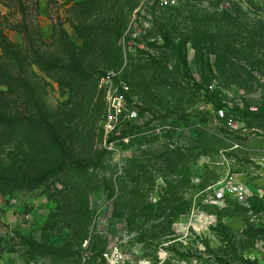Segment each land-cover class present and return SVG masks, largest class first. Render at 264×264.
Here are the masks:
<instances>
[{
	"label": "rangeland",
	"instance_id": "374dc122",
	"mask_svg": "<svg viewBox=\"0 0 264 264\" xmlns=\"http://www.w3.org/2000/svg\"><path fill=\"white\" fill-rule=\"evenodd\" d=\"M0 264H264V0H0Z\"/></svg>",
	"mask_w": 264,
	"mask_h": 264
},
{
	"label": "built area",
	"instance_id": "2783aa9c",
	"mask_svg": "<svg viewBox=\"0 0 264 264\" xmlns=\"http://www.w3.org/2000/svg\"><path fill=\"white\" fill-rule=\"evenodd\" d=\"M151 4H156L160 8H171L175 7L177 5V0H147ZM114 110H117L118 108L113 107ZM220 117H225V114L222 111L217 112ZM226 118V117H225ZM109 119L111 117L109 116ZM228 121L230 123L233 122L231 118H228ZM107 128H110V125L107 124ZM227 195L233 200H235L237 203H244L246 201V189L243 185L238 183H232L228 184L225 187H216L213 188L210 195L208 196V203L209 204H216V203H223L224 196ZM104 258L111 259L114 256V254H104Z\"/></svg>",
	"mask_w": 264,
	"mask_h": 264
},
{
	"label": "trees",
	"instance_id": "16d2710c",
	"mask_svg": "<svg viewBox=\"0 0 264 264\" xmlns=\"http://www.w3.org/2000/svg\"><path fill=\"white\" fill-rule=\"evenodd\" d=\"M202 91V90H200ZM213 91L209 90V89H205V92H203V94L209 98L208 102L215 107V111L218 112V111H222L225 116H229L230 118H234L232 114H230V110L226 108L225 104L221 103L219 100L213 98V94H212ZM227 109V111L225 110ZM211 193V192H210ZM236 202L235 200H233L232 198H230L229 196L225 195L224 198H223V202ZM237 203V202H236Z\"/></svg>",
	"mask_w": 264,
	"mask_h": 264
}]
</instances>
